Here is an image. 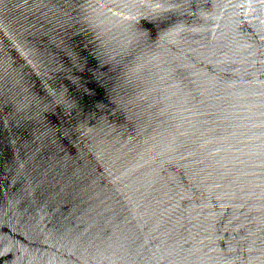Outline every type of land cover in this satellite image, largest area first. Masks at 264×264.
<instances>
[{
    "label": "water",
    "instance_id": "obj_1",
    "mask_svg": "<svg viewBox=\"0 0 264 264\" xmlns=\"http://www.w3.org/2000/svg\"><path fill=\"white\" fill-rule=\"evenodd\" d=\"M0 264H264V0H0Z\"/></svg>",
    "mask_w": 264,
    "mask_h": 264
}]
</instances>
